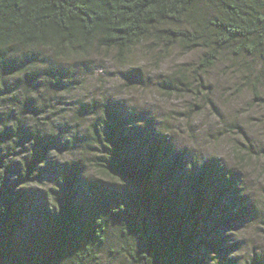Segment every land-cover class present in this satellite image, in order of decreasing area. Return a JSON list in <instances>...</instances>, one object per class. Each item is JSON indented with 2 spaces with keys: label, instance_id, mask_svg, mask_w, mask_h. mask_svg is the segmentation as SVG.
Wrapping results in <instances>:
<instances>
[{
  "label": "trees",
  "instance_id": "obj_1",
  "mask_svg": "<svg viewBox=\"0 0 264 264\" xmlns=\"http://www.w3.org/2000/svg\"><path fill=\"white\" fill-rule=\"evenodd\" d=\"M145 42L162 52L200 49L201 78L230 62L264 106V0H0V264H57L61 254L67 264H87L112 235L142 243V252L129 248L135 264H200L204 244L231 264L220 236L250 210L230 176L216 162L187 164L166 137L114 103H103L84 131L100 178L84 177V156L59 161L40 220L20 229L28 187L70 142L27 124L36 92L69 82L64 57L95 50L123 62ZM90 108L97 113L96 101Z\"/></svg>",
  "mask_w": 264,
  "mask_h": 264
},
{
  "label": "rangeland",
  "instance_id": "obj_2",
  "mask_svg": "<svg viewBox=\"0 0 264 264\" xmlns=\"http://www.w3.org/2000/svg\"><path fill=\"white\" fill-rule=\"evenodd\" d=\"M201 53L197 48L176 45L162 52L161 46L145 42L123 62L95 50L64 57L69 82L41 87L33 97L38 110L25 108L23 117L30 127L37 122L40 132L50 129L70 142L52 152L51 160L56 164L49 162L52 167H43L42 175L28 187L30 198L21 231L40 220L48 201L46 190L59 177V161L84 156V177L100 178L91 161L94 148L89 147L86 153L84 131L102 112L99 107L103 103H114L131 122L166 137L187 164H221L235 184L239 202L250 210L244 220L227 224L225 237L220 236L230 250L231 264H250L253 257H264V106L228 61H220L202 78L195 73ZM198 89L201 91L195 94ZM95 101L97 113L90 108ZM23 152L29 154L28 144ZM107 183L108 187L116 185L110 180ZM143 247L132 236L112 235L98 259L87 264H135L129 248L139 253ZM64 256L54 262L67 264ZM196 259L200 264H224L207 244L198 248Z\"/></svg>",
  "mask_w": 264,
  "mask_h": 264
}]
</instances>
